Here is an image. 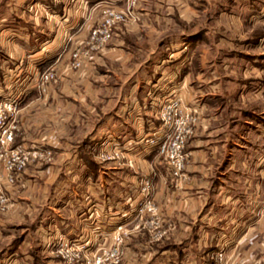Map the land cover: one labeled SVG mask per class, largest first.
Returning <instances> with one entry per match:
<instances>
[{
    "label": "crops",
    "instance_id": "crops-1",
    "mask_svg": "<svg viewBox=\"0 0 264 264\" xmlns=\"http://www.w3.org/2000/svg\"><path fill=\"white\" fill-rule=\"evenodd\" d=\"M104 5L102 0H90L87 9L78 0L68 8L57 4L51 17L57 26L54 36L69 33L68 37L64 35L69 38L67 42H82L87 27L98 20ZM81 7L85 8L82 12ZM188 10L181 8L179 15L190 19L198 15ZM140 17L143 19V15ZM135 28L132 23L117 24L111 40L91 51L82 66L73 71L64 69L71 45L57 44L50 64L58 76L43 92L26 86L16 115L19 135L14 136L13 145L32 152L49 149L51 156L49 160L32 157L19 181L8 187V203L0 209V264H65L52 246L42 247L44 241L49 244L54 237L50 234L52 229L81 238L100 230L101 236L117 221L129 232L120 264H139L142 259L147 264H219L216 259H209L208 253L220 249L222 235L231 236L236 221L230 212L242 208L237 201L242 204L239 199L244 195L264 197V93H251L249 88L250 84L253 87L251 82H261L263 65L256 55L264 57V51L244 49L245 69L228 63L224 64V73L214 71L224 61L212 63L215 80L210 84L202 83L203 60L199 58L182 64L174 80L163 70L152 78L141 79V63L133 59L123 39ZM251 34L252 29L248 38L256 49L261 34L254 33L250 38ZM29 45L13 47L15 58L24 55L23 63L30 69L23 74L24 79L47 58L44 53L48 45L35 44L34 50ZM190 47L189 54L193 53ZM13 51L11 47L3 50L0 64L12 61ZM236 72L238 76L232 75ZM29 81L28 84L33 82ZM194 81L204 87H194ZM235 81L243 87L233 92L227 89L226 93L224 90ZM149 83L156 86L153 91ZM166 83L190 86L197 95L181 105L183 110L193 111L195 119L185 141L186 179L176 186L166 181L167 172L157 159L137 155L126 146L139 132L141 115L145 129L154 125L146 116L154 97L161 94L159 84ZM100 137L103 140L99 144L105 141L121 147L123 156L99 164L90 148ZM65 164L69 169L61 173V165ZM143 177H149L154 184L151 194L163 216V226L172 223L174 228L161 241L165 244L163 249L152 248L137 258L138 245H145L148 240L133 199ZM15 229L18 233L13 232ZM242 244L243 253L236 257L241 259L237 264H264L261 228L243 235Z\"/></svg>",
    "mask_w": 264,
    "mask_h": 264
},
{
    "label": "rangeland",
    "instance_id": "rangeland-1",
    "mask_svg": "<svg viewBox=\"0 0 264 264\" xmlns=\"http://www.w3.org/2000/svg\"><path fill=\"white\" fill-rule=\"evenodd\" d=\"M74 2H76V0H0V59H2L4 54L2 51L8 49V47H11L13 51V47L15 46L30 44L29 47H32L34 50L35 44L38 45L40 43L45 46L48 45L46 48L47 50H45L44 53L45 57L47 58H45L43 64H41L40 67H34L31 69V72H29V77L31 78L29 79V77H26V79H28L27 81H25L26 79H24L25 76H23V74H27L26 70L29 71L30 69H27L26 65L23 63L24 55L21 56V58L17 57L16 59V53L13 51L11 56L12 61L6 62V66L3 64V62L0 64V95L14 96L15 94H18V108L13 117V123L15 125L14 136L19 135L18 132L20 128L16 115L19 110L21 98L27 90V87L31 85L41 92L46 91L47 86L52 83L51 81L53 79L41 84L39 83L38 76L43 71L53 70L54 72H57L50 64L51 57L54 53L53 51L57 47L56 45L70 44L71 49L76 44L74 41L71 43L67 42L69 38L67 39L66 37L70 36L69 33L64 34H67L66 37L64 35H60V37H57V35L54 36V34H57V26H55L56 23L54 18H51L54 17L53 14L57 4L68 8L70 4ZM78 2L84 5L86 9L90 5V0H78ZM102 2L106 4V6L123 8L124 10L131 13L129 18H125L124 20L117 22L113 28L122 22L129 24L132 23L136 26L134 32L129 30V32L123 36V39L125 38V43L131 50L133 59L139 60L141 63L139 69V75L141 79L152 78L155 76L156 72L163 70L164 75H167V77H172V80H174L180 74L182 64L189 63L191 58L192 60L199 58L203 60V64H201L202 70L200 71V75H203L202 83L210 84L215 80L212 73V63L215 64L216 62L224 61L222 65L215 68L214 71L220 70L226 73L227 70L225 68H227L228 63L230 65L234 64L233 66L237 65L238 68H241L245 63H247V61L244 59L246 57L243 55L244 49L248 51H264V0H102ZM184 7H188V11L191 10L194 13H198V15L193 16L192 19L182 18V16L179 15L181 13L179 10ZM80 9L82 12L85 8L81 7ZM28 14H30L31 17H29ZM101 14L102 11L100 12V16ZM140 15H143V19H141ZM44 19H46V22ZM99 19L100 17L98 20L91 23V25L98 22ZM251 29L252 33L257 34V36L261 34V36L257 38L258 47L256 49L255 47L250 46L251 41L248 38V33ZM253 34H251L250 38H253ZM110 40L111 38L107 41V43ZM170 42L174 45L172 47L166 46V44ZM189 47L192 49L193 53H187ZM195 48L197 50H195ZM246 53L247 52L244 54ZM256 57V59L261 61L263 65V70L262 72L260 71L261 79L259 81L261 82H251L253 87L249 81L248 84H250L249 88L251 93H257L259 91L264 93V57H259L257 55ZM67 59L68 57L66 60H64L65 65ZM224 64L227 65L224 66ZM194 66V63H192L190 66L192 70L195 69ZM245 68L246 67L244 66L243 69ZM58 73L59 72L55 74V78L58 76ZM232 75L238 76L237 72ZM239 77L241 78V76ZM32 79H34V81ZM36 79L37 81H35ZM29 80L31 82L33 81V84H28L27 82ZM2 81H4V83H2ZM197 83L194 81L192 82V85L194 87H204L203 84L197 86ZM258 83L259 85H257ZM167 84L168 83H166V85L159 84L158 90L160 89L161 94L154 97L153 102L151 103L152 109L146 116L147 119H149L154 125L148 127V129H145V119L141 115V120L138 122L139 132L136 134V136H133L134 138L131 139L130 142L126 143V146L131 148V150H134L137 155H142V157L146 155H152L154 159H157V161L161 163V165H164V170L167 172V175H165L166 181L171 183L173 186H176L179 184V182L186 179V176L183 173V166L187 156V152L185 150V141L188 134L192 132V125H190L191 131L188 132L184 137V155L182 166L183 176L182 179L178 180L177 182L176 179H174L168 173L164 156L156 151L154 147L150 148V150L146 149V145L144 146L142 142L143 137L147 135L153 136L152 132H154V130L158 127L160 120L158 119L157 111L166 97L177 95L180 99L181 105L185 103V100L190 102L197 97L196 92L190 86L187 87L186 85H180L179 83ZM224 85L227 86V82ZM224 85H221V89ZM149 86L152 88V91L153 87H156L154 85H150V83ZM239 87H243V85L238 84L235 81L234 84H232L229 88H226L224 91L228 93L227 89L228 91L231 89L233 92ZM183 91L185 92L183 93ZM203 98L204 97L202 96L201 100ZM145 104L146 107L149 106L147 100L145 101ZM188 112L191 113L195 119L193 111L189 110ZM136 123L137 120L135 121V125H137ZM14 136L12 145L14 142ZM99 140L103 139L101 137L98 138L94 142L95 144H93L90 148L98 163L100 164L108 161L118 160L119 158L105 160L99 159L96 154L99 146ZM123 142L127 141L124 140ZM115 144L119 145L117 142ZM48 155L51 156L50 150ZM262 167L264 168V163ZM67 169H69L67 164L61 165V173L62 171L67 173ZM143 178H146L150 181V188L152 192L154 187L152 180L149 177ZM136 186L138 189V183ZM239 200L242 201V204L239 201L237 202L242 208L238 209L236 212H230V216H232V219L236 221V224L231 229V236L229 237L222 235L223 245L220 246V249H218V251H211L208 253V257L212 261H214L212 258L214 254L220 255L221 258L217 260L219 264H231V262L232 264L239 263L241 259L236 257L239 255L241 256L243 253V235L251 233V231L256 229L259 230L260 228L262 233L264 231V197L256 195H244L243 197H240ZM142 201L143 199L136 200L135 206H142ZM141 219L143 222L145 221V227L143 230L148 235V240L145 241V245H138V253L136 252L137 258L140 257L139 254H142L143 252L147 253L148 250L152 251V248L158 247V249H163L165 244L161 243V241H164L166 239L165 236L171 229L174 228L172 223H170V226L168 223V226H163V216L159 213L158 209L151 213V215H146L145 213L142 214ZM150 220L158 221L161 225L159 224V227H153V225L148 226V221ZM259 221H261V223L259 224L260 226L258 228L257 225ZM163 229H165V234L159 238H155L157 236L158 230ZM13 232L18 233V229H15ZM51 233L54 237L65 234L59 228H56L55 231L52 229L50 234ZM257 233L259 234V232ZM47 243L48 242L44 241L42 247L46 245L49 246ZM126 247L127 245L125 244L121 261L125 256ZM172 247L175 246L172 245ZM131 248H133V252L136 251L134 246ZM138 261L139 264H147V260L142 259Z\"/></svg>",
    "mask_w": 264,
    "mask_h": 264
},
{
    "label": "built area",
    "instance_id": "built-area-1",
    "mask_svg": "<svg viewBox=\"0 0 264 264\" xmlns=\"http://www.w3.org/2000/svg\"><path fill=\"white\" fill-rule=\"evenodd\" d=\"M130 15L131 13L123 8L105 6L99 21L88 27L82 42L76 43L70 49L64 69L80 68L84 58L88 57L91 51L102 48L111 38L113 26L129 18ZM55 74L53 70L41 72L38 76L39 83L54 79ZM17 105L18 94L0 95V209H5L8 203V187L19 181L20 175L31 158L38 156L45 160L50 159L48 149L32 152L12 145L15 129L13 117L18 108ZM157 114L160 120L158 127L152 132L153 136L143 137L142 142L144 146L146 145V149L150 150L154 147L164 156L168 173L177 182L183 176L184 137L191 131L190 125L194 121V116L181 108L177 95L166 97ZM96 154L101 160L120 158L122 149L118 146H110L104 141L100 142ZM138 187L133 199H143L142 206H135L138 221L143 222L142 214L151 215L156 210V203L151 194L148 179H140ZM159 224L158 221H148V226L159 227ZM163 234L165 229L158 230L155 238ZM128 237V230L123 227L122 222L117 221L107 231L103 230L101 236L100 230L84 238L60 235L51 238L49 245L52 246L55 255L66 264H119ZM212 258L219 260L221 256L214 254Z\"/></svg>",
    "mask_w": 264,
    "mask_h": 264
}]
</instances>
